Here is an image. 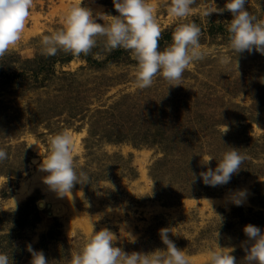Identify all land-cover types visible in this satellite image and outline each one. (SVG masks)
I'll return each mask as SVG.
<instances>
[{
    "label": "rangeland",
    "instance_id": "1",
    "mask_svg": "<svg viewBox=\"0 0 264 264\" xmlns=\"http://www.w3.org/2000/svg\"><path fill=\"white\" fill-rule=\"evenodd\" d=\"M149 2L162 28L160 50L172 43L165 32L180 23L202 29L206 58L184 72L181 85L169 86L158 76L151 87L138 89V66L129 51L95 69L73 56L56 66L43 88L23 77L0 89V148L8 153L0 163V253L11 264H31L29 245L49 264H71L73 254L103 228L115 233V246L127 253L166 250L159 230L169 228V239L191 264H207L208 249L218 246L234 249L237 264H247L245 249L252 241L244 227L252 224L264 233V55L253 49L236 57L227 31L231 13L203 14L209 7L224 9L228 0H196L182 21L169 15L170 0ZM77 3L34 0L21 42L6 55H40L42 37L61 29ZM81 6L100 24L119 15L113 0H82ZM245 9L264 20V0H246ZM214 24H223L225 33L212 29ZM104 42L98 38L96 60L109 54ZM221 56L231 63L221 65ZM225 125L229 131L222 134ZM64 131L75 142L77 171L90 181L61 198L40 169L49 137ZM230 148L246 156L241 170L225 185H205L199 174L214 170ZM208 156L214 159L206 163ZM237 190L246 191L241 206L230 200Z\"/></svg>",
    "mask_w": 264,
    "mask_h": 264
},
{
    "label": "clouds",
    "instance_id": "2",
    "mask_svg": "<svg viewBox=\"0 0 264 264\" xmlns=\"http://www.w3.org/2000/svg\"><path fill=\"white\" fill-rule=\"evenodd\" d=\"M214 3V0H213ZM82 0L71 5L63 18V27L42 37L41 54L55 56L59 52L75 57L87 56L97 46V40L104 38V48L109 54L116 49L130 51L137 62L136 87L144 90L153 85L159 76L168 82L169 86L181 85L183 74L196 62L206 58L200 39L202 29L196 23H180L172 35V43L163 50L159 48L162 28L157 21L155 9L149 0H113L117 16H110L105 24L97 23L93 12L88 7H82ZM196 0H170L168 13L176 20H185L192 14ZM215 4V3H214ZM246 0H228L224 9L209 7L204 11L208 17L213 12L222 13L225 9L232 15L228 24L229 47L236 57L245 51L264 55V20L245 9ZM34 0H0V58L14 49L22 40ZM103 20V16H99ZM235 57V70L239 68ZM221 65L231 63L228 56L219 58ZM229 131L225 125L222 134ZM75 142L70 132L64 131L49 137V152L41 165V171L47 173L44 183L59 197L68 196L76 184H88L90 177L84 171H77L74 164ZM8 159V153L0 148V163ZM214 159L206 158V163ZM246 156L237 149L230 148L223 154L217 167H211L201 172L199 177L207 186H222L230 182L232 176L241 170ZM195 181L196 176L192 173ZM246 197L245 190H237L230 197L232 203L241 206ZM211 205V201H208ZM218 215V214H217ZM220 223L223 218L218 215ZM169 228L159 230L162 243L166 250L157 249L150 253H127L121 247L115 246L117 236L108 228L94 231L87 239L83 248L74 253L71 264H191L185 253L177 248L169 239ZM252 244L246 248L247 264H264V233L261 229L248 224L243 229ZM129 240L136 238L130 233ZM219 232L216 233V241ZM218 245V244H217ZM28 251L32 255L31 264H49L42 251H34L31 245ZM234 249L218 246L208 249L207 264H237L231 254ZM0 264H11L7 254L0 253Z\"/></svg>",
    "mask_w": 264,
    "mask_h": 264
},
{
    "label": "trees",
    "instance_id": "3",
    "mask_svg": "<svg viewBox=\"0 0 264 264\" xmlns=\"http://www.w3.org/2000/svg\"><path fill=\"white\" fill-rule=\"evenodd\" d=\"M222 25L223 24H214L212 26V29L217 28L225 33V29ZM174 31V29H171L165 32V35L167 34V40H172ZM94 53L95 49L93 48L89 55H81L79 57L85 60L90 65V67L95 69L115 62L116 60L114 59L118 57L123 58L124 55H127L129 53V51H126L122 48L116 49L108 54L104 60H96L93 57ZM72 59L73 55L63 54L61 52L55 56L48 57L40 54L38 56H35L34 58H30L27 60H21V58H19L16 54L5 55L3 58H0V89L5 87L6 85L12 86L13 83L18 82V80L23 79V77H28V79L32 80L34 88H43L45 85L44 81L50 80L55 75L56 66L68 63ZM11 66L14 68L10 72L9 69H11ZM41 76L43 77V79L40 80ZM25 83L28 85L30 84L27 80H25Z\"/></svg>",
    "mask_w": 264,
    "mask_h": 264
}]
</instances>
